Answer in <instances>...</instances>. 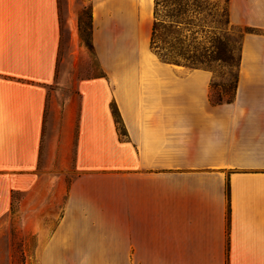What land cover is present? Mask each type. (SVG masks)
Instances as JSON below:
<instances>
[{
  "label": "crops",
  "instance_id": "0c3cea01",
  "mask_svg": "<svg viewBox=\"0 0 264 264\" xmlns=\"http://www.w3.org/2000/svg\"><path fill=\"white\" fill-rule=\"evenodd\" d=\"M89 4L103 75L60 105V0H0V222L28 210L30 264H264V0H228L249 31L217 105L211 71L151 51L154 0Z\"/></svg>",
  "mask_w": 264,
  "mask_h": 264
},
{
  "label": "rangeland",
  "instance_id": "374dc122",
  "mask_svg": "<svg viewBox=\"0 0 264 264\" xmlns=\"http://www.w3.org/2000/svg\"><path fill=\"white\" fill-rule=\"evenodd\" d=\"M205 1L204 6L217 5L219 8L228 11V0ZM60 2L62 41L58 55L56 80L52 86V90L59 104L62 105L67 97L71 98L75 96L76 87L80 80L99 77L103 73L96 61L90 41L88 21L90 12L89 0H70L73 20L76 21L77 25V29L74 28L73 38L69 36L67 25L65 24L66 0H60ZM211 6H207V8ZM216 20L217 17L214 14L206 19L207 22H214ZM247 31H249L247 28L235 27L229 23L225 29V36L231 41L237 42L236 48H238L241 44L243 34ZM238 54L239 52L237 51L234 53V58L230 65L213 63L210 66L209 69L213 76L210 81L209 92L212 90L214 98L220 97L223 100H227L234 95L238 79ZM56 163L57 161L54 160L53 167L55 168ZM51 170H53L49 172L51 177L60 175V169L53 168ZM71 177L70 174L65 177L64 183H68ZM27 216L28 210L20 207L17 202L14 204V208L11 209L6 219L0 222V264L31 263L30 254L33 250L34 239L24 230V225L22 224Z\"/></svg>",
  "mask_w": 264,
  "mask_h": 264
},
{
  "label": "trees",
  "instance_id": "16d2710c",
  "mask_svg": "<svg viewBox=\"0 0 264 264\" xmlns=\"http://www.w3.org/2000/svg\"><path fill=\"white\" fill-rule=\"evenodd\" d=\"M204 3L205 0H154L149 47L162 62L210 71L213 63L230 65L237 51L239 66L240 46L236 48L237 42L225 36V29L230 23L228 11L217 5H207L211 6L207 8ZM212 14L217 20L207 22V17ZM88 21L90 30V12ZM233 98L234 95L227 100L214 98L212 90L209 94V100L214 105L229 103ZM111 111L117 130L123 135L122 122L114 104ZM226 194L229 198V188Z\"/></svg>",
  "mask_w": 264,
  "mask_h": 264
}]
</instances>
